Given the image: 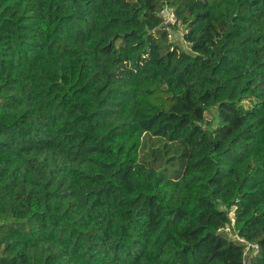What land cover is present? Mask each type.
<instances>
[{
	"label": "trees",
	"instance_id": "16d2710c",
	"mask_svg": "<svg viewBox=\"0 0 264 264\" xmlns=\"http://www.w3.org/2000/svg\"><path fill=\"white\" fill-rule=\"evenodd\" d=\"M230 223L264 264V0H0V264H245Z\"/></svg>",
	"mask_w": 264,
	"mask_h": 264
},
{
	"label": "rangeland",
	"instance_id": "374dc122",
	"mask_svg": "<svg viewBox=\"0 0 264 264\" xmlns=\"http://www.w3.org/2000/svg\"><path fill=\"white\" fill-rule=\"evenodd\" d=\"M166 12L172 15V10L170 8H164ZM164 18V24H174V22L169 21L168 14H162ZM168 18V19H167ZM184 27L180 24L177 25L176 30H169V39L170 42L181 48L184 52L189 53L188 45L183 40ZM255 100L251 102L244 101V106L251 108ZM205 120L210 121V128H214L217 124V113L215 109H211L206 112ZM143 144L139 151V158L141 161L151 169H154L158 173L166 175L168 178L173 179L178 173L182 170V164L185 160L183 147L179 142L168 143L163 137H153V136H144L142 138ZM220 209L223 207L220 206ZM222 233L234 241L236 240L232 225H227ZM250 251L245 250L244 259L245 264H248Z\"/></svg>",
	"mask_w": 264,
	"mask_h": 264
},
{
	"label": "built area",
	"instance_id": "2783aa9c",
	"mask_svg": "<svg viewBox=\"0 0 264 264\" xmlns=\"http://www.w3.org/2000/svg\"><path fill=\"white\" fill-rule=\"evenodd\" d=\"M171 10H172V9H171ZM161 14H165V15L168 14V16H169V21H170V22H174V21H176L174 15H173V11H172L171 18H170V14L166 12V9H163L162 12H161ZM162 16H163V15H162ZM167 19H168V18H167ZM235 237H236L237 242H239L240 244L245 245V250L250 251V250L252 249L253 252H255V251L257 250V246H256V245H251V244L247 243L244 239L239 238V237L236 236V235H235ZM245 250H244V252H245Z\"/></svg>",
	"mask_w": 264,
	"mask_h": 264
}]
</instances>
